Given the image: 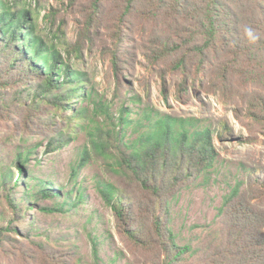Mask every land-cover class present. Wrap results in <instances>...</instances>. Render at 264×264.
Here are the masks:
<instances>
[{"label":"trees","instance_id":"obj_1","mask_svg":"<svg viewBox=\"0 0 264 264\" xmlns=\"http://www.w3.org/2000/svg\"><path fill=\"white\" fill-rule=\"evenodd\" d=\"M92 1L96 7L110 1L122 18L140 20L133 33L138 35L141 54L163 80L167 74L180 77L179 92L187 82L198 80L207 93L245 101L248 115L264 124V0ZM81 29L78 39L60 51L35 31L29 10L19 6V0H0V88L22 84L26 96L34 95L33 102L39 99L58 112L70 111L84 119L85 106L69 105L70 100H92V89L86 90L88 79L62 54L81 57L85 28ZM135 42L118 26L114 48L109 49L117 88L122 86L119 72L132 60ZM22 91L17 89L11 103L0 97V113L22 107ZM100 103L94 100V109L109 118L110 107ZM223 130L229 129L222 126V137L227 134ZM58 139L59 143L48 144L56 147L64 142ZM212 141V130L200 127L197 118L161 112L149 103L140 106L135 117L121 108L114 127H95L90 147L106 175L97 180V189L113 213L118 233L142 253L140 264H264L263 216L248 204L256 189L264 188L261 169L248 173V183L257 188L242 192L238 185L232 188L221 209L226 221L196 244L180 242L168 224L173 196L213 166ZM30 153L24 149L17 154L15 164L20 168L14 181L12 173L0 174V218L2 205L11 213L6 224H0L3 252L10 246L27 250L23 244L15 245L12 235L23 232L18 223L26 222L36 203L50 199V204H39L40 209L70 211L83 199L79 194L76 201H69L70 192L47 181L32 182L26 171ZM72 169L75 175L76 168Z\"/></svg>","mask_w":264,"mask_h":264},{"label":"rangeland","instance_id":"obj_2","mask_svg":"<svg viewBox=\"0 0 264 264\" xmlns=\"http://www.w3.org/2000/svg\"><path fill=\"white\" fill-rule=\"evenodd\" d=\"M19 6L29 10L35 31L45 42L60 51L75 42L81 28H85V34H81V57L66 58L64 51L62 54L72 68L84 73L88 79L86 90L91 88L93 96L92 100H70L69 105L85 106V117L79 119L70 111L58 112L45 101L33 102L34 95L26 96L22 84L0 88V97L7 103H11L19 88L25 96L22 107L17 105L0 113V174L12 173L14 181L20 168L15 164L17 154L28 149L31 153L26 171L32 182L47 181L70 192L66 197L69 201H76L83 194L77 207L70 211L40 209L39 204H50V199L33 205L26 222L18 223L23 232L12 235L15 245L23 244L27 250L20 252L13 246L5 252L0 250V264H140L142 253L118 233L113 213L97 189V180L106 175L90 147L95 127L116 126L121 108L131 110L135 117L138 108L149 103L161 112L197 118L200 127L206 125L212 130L216 155L213 166L180 188L169 203L168 224L180 242L194 245L214 233L218 224H224L226 217L221 209L236 185L241 192L257 188L248 183V173L253 169L264 171V124L248 115L245 101L207 93L198 80L187 82L180 92V77L167 74L163 80L141 54L138 35L133 33L140 26L139 19L122 18L120 9L110 1L96 7L92 0H19ZM118 26L136 39L132 60L119 72L120 88L116 87L117 76L109 53L114 48ZM88 34L90 37L85 39ZM94 100L110 107L109 118L99 108L94 109ZM222 126L229 129L223 137ZM59 137L64 140L60 145L48 144L59 143ZM83 158L86 160L82 163ZM72 168H76L75 175ZM255 192L258 193L248 204L259 210L264 224V188L258 187ZM4 208L6 205H2L1 225L11 215Z\"/></svg>","mask_w":264,"mask_h":264}]
</instances>
